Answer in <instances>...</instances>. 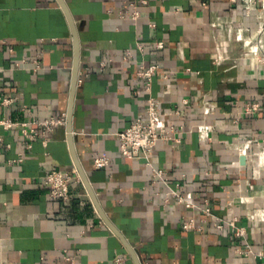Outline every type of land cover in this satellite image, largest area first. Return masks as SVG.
I'll use <instances>...</instances> for the list:
<instances>
[{
	"label": "crops",
	"instance_id": "crops-1",
	"mask_svg": "<svg viewBox=\"0 0 264 264\" xmlns=\"http://www.w3.org/2000/svg\"><path fill=\"white\" fill-rule=\"evenodd\" d=\"M63 1L75 34L59 0H0V98L12 99L0 104V119L65 113L67 122L76 57L82 80L72 97L70 132L65 123L44 143L0 125V264H61L64 250L76 264H264V165L255 144L237 149L254 133L264 135V64L244 56L234 37L236 26L246 38L264 21V5ZM246 8L251 14L244 17ZM154 64L147 91L136 71ZM148 97L180 112L169 116L178 141H159L151 155L168 175L167 187L152 183L145 161L118 151L115 133ZM200 97L214 102L211 113ZM249 103L258 108L247 115ZM199 127L207 128L206 139ZM100 156L108 164L95 168ZM76 166L80 181L70 182L69 199H51L43 176ZM169 188L190 193L195 207L163 204L158 193ZM189 221L193 227L184 228ZM247 244L251 254L235 253Z\"/></svg>",
	"mask_w": 264,
	"mask_h": 264
},
{
	"label": "built area",
	"instance_id": "built-area-1",
	"mask_svg": "<svg viewBox=\"0 0 264 264\" xmlns=\"http://www.w3.org/2000/svg\"><path fill=\"white\" fill-rule=\"evenodd\" d=\"M235 1V0H232ZM249 3H255L260 1L264 5V0H247ZM251 14L250 9L246 8L242 11V16L246 17ZM135 17V13H134ZM234 31V37L241 42L243 49V55L251 57L255 63L264 64V21H260L256 29H252L248 32V36L244 38L242 36V27L236 26ZM228 36L232 35L230 30L227 31ZM154 46L157 49L163 48L162 41H155ZM139 48L142 47L139 45ZM130 51H126L123 55V59L127 60L130 55ZM33 70L40 68L38 59H34ZM158 71V65L139 66L136 71V75L145 79L144 89L148 91L152 76ZM81 77L77 79V83H81ZM264 100V92H263ZM12 99L3 97L0 98V104L6 105L10 103ZM184 102V101H183ZM197 102L201 104L204 113H211L213 111L214 102L200 97ZM256 103H249L244 108V113L250 115L257 110ZM171 113L180 115L179 109L173 107V109H165L158 98L148 97L146 105L143 111L137 115L131 123L124 129L117 131L115 136L119 141L118 151L119 153L132 160H143L147 165L151 167V181L152 183L161 182L164 186L169 185V177L165 170L158 168L151 160V155L159 141H178L175 137L176 133H179V129L172 125L169 121ZM66 123V114L62 113L59 117H49L43 119H36L30 122H16L9 119H0V125L4 129L18 128L20 133L29 141L37 136H41L44 143L48 141L49 135H51L57 127L63 126ZM206 127H199L200 136L202 139H206ZM2 141L0 137V142ZM251 144L257 146V155L259 162L264 165V135L254 133L249 139L243 141L238 146L239 152H244ZM31 147L30 142L27 144ZM21 157V156H20ZM108 164V158L105 156L96 157L93 160L95 168H101ZM71 181H80V176L75 167L68 170L54 169L49 171L43 176V182L47 187L48 196L51 199H58L66 201L70 197L69 184ZM162 198L163 204L169 200H173L176 204L184 207H195L194 198L190 193H181L177 189L169 188L168 190L158 193ZM207 214L209 209L204 210ZM230 225L232 231L237 236H242L244 231L239 227H236L234 223H227ZM216 227L221 228L222 223L218 222L214 224ZM184 228L193 227L192 221L183 224ZM235 253L242 257H246L252 253L251 247L247 244L243 248H236ZM262 255V254H260ZM264 257V255H262ZM120 259H117L119 261ZM61 264H76L72 256L68 254L66 250L63 251Z\"/></svg>",
	"mask_w": 264,
	"mask_h": 264
},
{
	"label": "water",
	"instance_id": "water-1",
	"mask_svg": "<svg viewBox=\"0 0 264 264\" xmlns=\"http://www.w3.org/2000/svg\"><path fill=\"white\" fill-rule=\"evenodd\" d=\"M59 1H60V3L62 5V7H63V9H64V11H65L68 19H69V21L71 23L73 33L75 34V29H74V25H73L72 16H71L69 10L67 9L64 1L63 0H59ZM77 73H78V57H76V59H75V64H74V69H73V81H72V92H71V106H72V97L74 95L75 88H76V83H77ZM71 106L69 107V112H68V116H67V122L68 123L66 122V124H68L69 132L71 130L70 129V126H71V121L70 120H71V117H72V107ZM76 169H77L78 173H80V171H79V169H78L77 166H76ZM109 225L115 231V233H117L119 235V233L116 231V229L110 223H109ZM131 253H132V251H131ZM137 264H139V263L137 262Z\"/></svg>",
	"mask_w": 264,
	"mask_h": 264
}]
</instances>
